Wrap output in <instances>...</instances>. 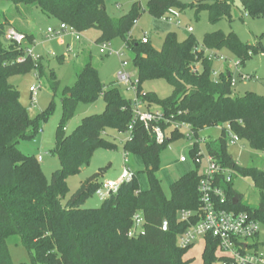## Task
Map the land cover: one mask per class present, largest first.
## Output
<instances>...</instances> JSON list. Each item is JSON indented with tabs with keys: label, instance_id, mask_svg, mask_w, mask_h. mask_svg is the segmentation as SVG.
<instances>
[{
	"label": "trees",
	"instance_id": "trees-1",
	"mask_svg": "<svg viewBox=\"0 0 264 264\" xmlns=\"http://www.w3.org/2000/svg\"><path fill=\"white\" fill-rule=\"evenodd\" d=\"M9 1L15 7H38L47 16L66 24L78 33L95 29L100 35L96 44L111 43L121 39L132 52V66L138 79L137 92L145 110L157 107L162 120L159 126L165 130L172 124H187L196 138L205 128L219 127L221 136L205 144L206 151L217 159L222 167L243 178L252 180L260 192L257 208L241 203V195L233 183L224 186L227 207L245 211L264 227V170L241 167L228 152L226 125L251 150L264 156V96L247 92L234 96L233 74L228 69L213 78V58L226 50L233 54L240 65L254 55H264V45L243 43L236 34L222 31L206 33L202 47L198 48L190 35L178 41L175 33H168L160 50L149 39L147 43L130 37L143 9L138 2L119 19H112L106 12L105 0H0ZM245 15L264 18V0H241ZM192 8L199 13L206 11L209 21L215 24L222 18L232 22V0H212L183 4L179 0H149L147 13L153 18L168 16L173 10ZM14 14V13H13ZM0 12V264H13L8 251L11 238L19 237L31 252L30 263L21 264H186L184 255L191 247L181 249L177 237L188 229L181 223V211H197L200 206L198 182L199 167L170 185L166 197L157 172L161 153L170 143L183 138L179 131L158 144L155 137L137 122L130 138L123 145L127 154L139 157L144 166L148 187L141 190L136 176L121 184L115 193L104 199L99 208L83 209L82 205L102 186L99 173L81 183L75 193L63 203L68 194L67 178L81 172L90 163L97 149L114 150L116 144L105 138L108 130L127 133L133 120L132 100L124 98L119 89L111 84L104 88L97 69L89 58L76 71V82L66 87L62 97V119L55 134L52 150L60 168L48 182L40 163L34 155L19 149L20 142L33 141L40 124L52 115L54 104L38 116L31 118L19 100V91L9 81L12 77L37 72L43 77L41 61L26 53L24 45L10 43L5 46L4 35L9 27L16 29L33 43V35L10 23ZM264 35V34H263ZM63 60V57H59ZM164 80L172 87V94L160 99L153 92L142 96V85L147 81ZM55 93L60 87L55 74L47 79ZM100 97L105 103L102 114L84 118L70 134H65V123L72 118L79 103L90 104ZM200 147L195 144V150ZM194 151V150H193ZM192 157V151L189 158ZM237 199L234 205L233 199ZM140 214L143 219L142 234L129 237L133 218ZM163 220L169 230L163 231ZM197 218L192 220L195 223ZM216 242L207 238L202 253V264H218L215 257Z\"/></svg>",
	"mask_w": 264,
	"mask_h": 264
},
{
	"label": "rangeland",
	"instance_id": "rangeland-1",
	"mask_svg": "<svg viewBox=\"0 0 264 264\" xmlns=\"http://www.w3.org/2000/svg\"><path fill=\"white\" fill-rule=\"evenodd\" d=\"M148 1L105 0L104 6L107 14L112 19L117 20L129 12L133 3L138 2L143 11L130 32V37L140 40L145 34L151 45L157 50L162 48L163 40L168 33H175L178 41H183L192 35L197 42L198 48L202 47L204 34L215 31H222L224 34L234 33L243 43L255 44L257 41H260L264 45V18H252L249 15H245L241 7V0H232V22H229L227 18H222L215 24L210 23L206 11L196 13L192 8L184 11L173 10L168 18H153L147 13ZM179 1L183 4L212 2V0ZM0 12L5 13L8 18L18 17L21 21H27L30 31L34 35V42L31 45H28L26 42L22 45L27 49H32L34 60L41 61L43 77L37 78V72L33 70L29 74L12 77L9 82L18 89L19 100L27 109L31 118L44 112L51 102L54 104L52 115L46 122L40 124V131L37 137L33 141L20 142L19 144V149L23 153L34 155L36 158L42 157V161L39 163L48 182H50L52 173L60 168V162L52 154V150L55 146L56 129L62 119L61 100L64 89L74 86L76 71L84 65L85 59L89 58L92 65L97 69L99 79L105 89L113 84L119 89L124 98L132 100L133 93L125 86L117 84L116 73L121 69L120 62L122 61L128 63L126 67L127 71L131 74L136 73V70L132 66L133 54L121 39H116L110 43L112 49L121 51L120 57L114 54H100L98 44L95 43L100 33L95 29L80 33L81 37L79 40L70 35H61V37L59 35L49 36L47 28L51 27L57 30L59 22L47 16L36 6L25 7L19 5L17 8L9 1H0ZM187 26L191 27L193 32L189 33L186 29ZM3 43L5 46L9 45L5 39ZM62 55H65L66 59L64 57L63 60L60 59L59 57ZM216 56L213 58V78L218 80L220 72L224 69L232 72L235 80V85L232 88L234 96H242L247 92L264 96V55H254L245 62L244 66H239L240 72L251 75L248 80H242L238 77V71L234 68L235 63L238 61L233 54L226 50H221L217 52ZM50 73H54L56 80L60 82V87L55 93L50 89L47 81ZM31 87L35 88V91L31 92ZM142 88L144 92L155 93L160 99H165L172 94V87L164 80L147 81L142 85ZM104 110L105 103L102 97L90 104L79 103L72 118L65 123V134L70 135L84 118L102 114ZM151 110L159 111V108L153 106ZM199 136L208 141H216L221 136V129L219 127L205 128L199 133ZM105 138L115 143L116 149H97L93 153L87 167L84 166L79 174L67 178L69 192L63 203H66L82 182L96 173L100 174L98 181L102 186L82 205V208L95 209L99 208L103 203L107 191L105 183L108 180H116L124 169L125 152L123 145L128 138V133H118L114 130H108ZM187 143V140L182 138L170 143L161 153L157 177L160 180L166 197L170 196V185L194 169V165L189 159L186 163L179 162L181 155L187 157ZM228 152L239 166L255 167L264 170V156L259 152L251 150L245 141H240L235 146H229ZM127 158L128 163L125 167L133 172V176H136L139 188L146 190L148 184L141 159L132 154H128ZM233 188L241 195L242 204L252 208L259 206L261 195L254 187L251 179L234 175ZM256 242L259 252L264 255V227L262 225ZM7 246L13 264L30 263L33 251L29 252L19 237L11 238ZM204 247L205 242L199 238L184 255L186 264H202L201 257Z\"/></svg>",
	"mask_w": 264,
	"mask_h": 264
},
{
	"label": "built area",
	"instance_id": "built-area-1",
	"mask_svg": "<svg viewBox=\"0 0 264 264\" xmlns=\"http://www.w3.org/2000/svg\"><path fill=\"white\" fill-rule=\"evenodd\" d=\"M187 31L192 32V28L188 27ZM49 36L54 35H70L76 40H79L81 35L73 28L66 24L59 23L58 29L47 28ZM4 39L10 44L15 43L22 45L26 42L25 36L16 29L9 27L4 35ZM142 43H147L148 38L144 34L141 38ZM99 52L102 55L114 54L117 57L121 56L120 50L112 49L110 43L98 44ZM26 53L33 58L32 49H27ZM128 63L120 62L121 69L116 73L117 84L125 86L133 93V120L128 127V138L133 130V125L140 122L144 125L154 137L158 144L163 143L166 139L171 137V133L179 131L183 135V139L187 140L188 154L187 157L181 155L179 157L180 163H186L188 159L194 166L199 167L200 179L198 182V194L200 206L197 211L184 210L178 215V220L181 223L189 224L187 230L177 237V245L181 249H187L194 245L200 238L204 242L207 238H212L216 242L215 257L218 259V264H264V255L259 252L256 240L259 237L261 223L255 220L251 215L245 211H234L227 207V195L224 186L233 183V176L236 175L230 170L225 169L220 165L216 158L211 156L205 149L207 140L199 136L196 138L187 124H172L171 127L163 130L159 123L164 120L161 111L145 110L144 104L138 96L137 87L138 79L135 74H131L126 70ZM238 71V77L242 80L250 79L249 75L241 74L239 72V62L234 65ZM232 87L235 85V80L232 78ZM30 91H35L31 87ZM145 92L142 93V96ZM228 136V147L235 146L241 140L230 130L226 125ZM195 144H199L198 149ZM194 150V151H193ZM192 151V157L189 158V153ZM128 154L124 155V165L128 163ZM38 162L42 161V157L37 158ZM124 166L121 175L116 180L107 181L105 187L107 191L105 198L111 193H115L118 187L129 182L133 178V172ZM197 218L195 223L192 220ZM143 223L142 216L136 214L133 218V228L129 231L128 236L133 237L142 234L141 225ZM253 241V242H251Z\"/></svg>",
	"mask_w": 264,
	"mask_h": 264
},
{
	"label": "crops",
	"instance_id": "crops-1",
	"mask_svg": "<svg viewBox=\"0 0 264 264\" xmlns=\"http://www.w3.org/2000/svg\"><path fill=\"white\" fill-rule=\"evenodd\" d=\"M20 18H18V17H14V18H12L11 20H10V23L12 24V23H14L15 25H17V27L19 28V29H21V30H24V31H26V32H29L30 34H32L33 35V33L30 31V27L28 26V22L26 21V22H24V21H21V20H19ZM187 28H188V26H187ZM186 28V29H187ZM193 32V31H192ZM33 42H34V35H33ZM62 42V41H61ZM67 45H69V44H67ZM69 47V46H68ZM69 50V49H68ZM260 55H262V54H260ZM62 57H64V59H66V56L65 55H62ZM65 61V60H64ZM245 65V64H244ZM243 65V66H244ZM240 72V71H239ZM241 74H243V72H240ZM245 75H249V76H251L250 74H248V73H246ZM108 181H111V180H108Z\"/></svg>",
	"mask_w": 264,
	"mask_h": 264
},
{
	"label": "water",
	"instance_id": "water-1",
	"mask_svg": "<svg viewBox=\"0 0 264 264\" xmlns=\"http://www.w3.org/2000/svg\"><path fill=\"white\" fill-rule=\"evenodd\" d=\"M84 166H85V165H83V166L81 167V169H83ZM233 201H234V205H235V204L237 203V199L234 198ZM162 230H163V231H168V230H169L168 222H167L166 220H163V227H162Z\"/></svg>",
	"mask_w": 264,
	"mask_h": 264
}]
</instances>
